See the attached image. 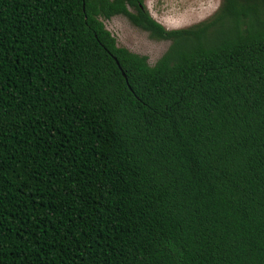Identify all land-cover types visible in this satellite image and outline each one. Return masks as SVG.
<instances>
[{"label":"trees","instance_id":"obj_1","mask_svg":"<svg viewBox=\"0 0 264 264\" xmlns=\"http://www.w3.org/2000/svg\"><path fill=\"white\" fill-rule=\"evenodd\" d=\"M146 1L0 0V264H264V0Z\"/></svg>","mask_w":264,"mask_h":264},{"label":"rangeland","instance_id":"obj_2","mask_svg":"<svg viewBox=\"0 0 264 264\" xmlns=\"http://www.w3.org/2000/svg\"><path fill=\"white\" fill-rule=\"evenodd\" d=\"M221 0H147L146 5L159 23L167 29L193 26L210 18L219 8ZM107 29L117 38L121 47L146 56L155 65L168 51L169 41L152 40L148 33L133 26L123 16L105 21Z\"/></svg>","mask_w":264,"mask_h":264}]
</instances>
